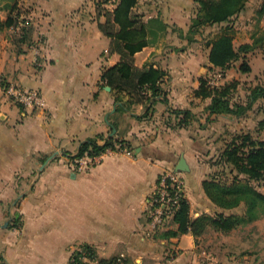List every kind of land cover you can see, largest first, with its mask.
<instances>
[{"label":"crops","instance_id":"obj_1","mask_svg":"<svg viewBox=\"0 0 264 264\" xmlns=\"http://www.w3.org/2000/svg\"><path fill=\"white\" fill-rule=\"evenodd\" d=\"M197 7L195 0H139L134 8L149 32L135 65H154L168 74L163 81L168 102L158 97L144 116V104L125 109L122 103L132 95L102 81L104 70L122 58L99 25L113 11L105 0H0V23L9 16L19 20L16 26H0V252L5 264H68L83 244L95 248L99 259L124 253L122 264H247L255 250L247 246L246 234L236 233L247 225L229 232L209 227L196 239L191 233L161 237L178 229L173 217L156 232L149 224L158 178L176 171L181 158L189 167L177 172L190 215H216L221 209L203 181L217 171L214 162L222 148L237 133L264 139V97L250 115L236 117L210 114L211 97L197 93L202 79L211 80L219 71L209 59L212 36L190 32ZM254 19L256 30L242 44L252 43L253 34L264 28V16ZM23 26L32 28L27 39L21 36ZM248 55L250 71H241V64L234 71L232 65L220 79L224 84L247 77V91L239 82L233 98L244 105L251 88L264 86V48ZM11 83L38 90L44 104L28 108L8 97L3 85ZM173 109L191 111L187 125H178ZM94 137L99 144L124 140L128 151L104 153L99 163L76 170L72 156ZM16 221L22 225L16 227ZM249 225L257 226L253 235L264 236V217Z\"/></svg>","mask_w":264,"mask_h":264},{"label":"trees","instance_id":"obj_2","mask_svg":"<svg viewBox=\"0 0 264 264\" xmlns=\"http://www.w3.org/2000/svg\"><path fill=\"white\" fill-rule=\"evenodd\" d=\"M108 0H105L107 2ZM139 0H119L113 11H108L107 20L100 23L101 30L112 38L111 50L121 54V61L106 68L102 74L104 84L110 85L117 93L127 92L133 98L123 101L125 109L132 104H144L147 109L144 116H148L158 97L168 102L163 81L167 72L154 65L138 67L135 65V53L142 50L149 43L147 25L134 8ZM198 4L196 15L192 19L190 32L201 33L205 27L219 25L222 32L209 41L211 63L224 72L236 61L246 57L255 49L264 48V28L253 34L252 43H243L238 47L234 43V17L246 7L248 0H195ZM258 20L264 16V0L257 9ZM17 17L9 18L0 26H16ZM32 31L30 26L21 27L22 39H27ZM240 70L248 72L251 67L243 59ZM210 78H203L197 90L203 97H211L207 109L210 114L225 113L240 117L248 114L254 103L264 97V86L251 88L247 104L233 102L239 82L233 80L224 84H210ZM214 85V86H211ZM122 98L117 97V101ZM178 119V125H187L191 118L189 109H173ZM120 144V145H118ZM115 142L113 138L99 144L97 138H89L82 142L79 152L72 159L83 155H96L111 148L117 150L129 145L122 140ZM218 169L203 181V187L208 197L221 211L216 215L202 214L197 218L190 215V203L184 192L170 187L171 194L179 195L178 208L173 216L178 224L175 231L167 230L161 237L176 236L191 233L196 239L202 236L209 227L218 231L229 232L239 226L250 224L264 217V192L260 185H264V139L255 137L251 132L237 133L224 145L219 157L214 162ZM159 182V178H158ZM16 227L22 224L15 222ZM87 251L93 247L83 244ZM100 259L107 263L114 260ZM0 264H5V258L0 252Z\"/></svg>","mask_w":264,"mask_h":264},{"label":"built area","instance_id":"obj_3","mask_svg":"<svg viewBox=\"0 0 264 264\" xmlns=\"http://www.w3.org/2000/svg\"><path fill=\"white\" fill-rule=\"evenodd\" d=\"M119 0H108L107 3L110 8H115ZM224 72H216L210 80L211 84H217L223 77ZM0 83L2 79L0 78ZM3 90L8 97L14 98L19 103L28 108L40 107L44 104V98L38 90L26 89L19 84L3 85ZM120 145V144H118ZM120 150L128 151L126 148ZM115 150L109 148L105 152L96 155H83L73 159V164L76 170L83 171L101 161V156L107 152H114ZM170 187H176L177 190L183 192L184 179L179 172L174 170L165 171L159 177L157 187L150 198L151 210L149 214V224L152 232H156L164 222L173 217L179 202L178 194H171ZM92 251L85 250L82 246L75 248L71 253L68 264H122L126 258L124 253L117 256L114 260L103 263L100 261L95 248Z\"/></svg>","mask_w":264,"mask_h":264},{"label":"rangeland","instance_id":"obj_4","mask_svg":"<svg viewBox=\"0 0 264 264\" xmlns=\"http://www.w3.org/2000/svg\"><path fill=\"white\" fill-rule=\"evenodd\" d=\"M261 4V1L260 0H248V2L246 3V7L244 8L247 9V12L243 15V17H241V19H239L238 21L234 19V22H233V25H234V29H233V35H234V43H235V46H239L242 44L243 40H245L246 38L250 37L252 35V32H254L256 30V27H252V23H251V20H255L254 18H257V9L259 8ZM222 32V29L219 25H213V26H208V27H205L204 30H203V33L207 36V37H211L212 36V39L220 34ZM249 57V55H246V57L244 58H241L240 60L236 61L234 64H233V70L235 71L239 65L242 63L243 59H245L247 61V58ZM260 75H257L256 79H259ZM243 79H238L237 81L243 84H241V88H242V92H245L247 91L246 89L244 88H248L246 87L248 84V81H247V77H242ZM246 78V79H245ZM236 80V79H234ZM220 81L219 80V83L220 84ZM259 102L256 103L255 107L259 106ZM254 106V105H253ZM248 115H250V113H248ZM253 116V115H251ZM249 116V117H251ZM259 117V113L256 114V117ZM261 118V116H260ZM248 122V121H247ZM248 126V125H247ZM222 144L219 143L218 145H216V148L219 149L220 145ZM222 146V145H221ZM260 190L264 192V185H260ZM254 230H256V232L258 231L257 230V226H256V229L254 227H251L249 224H247V229H241V231H238L236 233H244L247 235V246H249L250 248H252L253 250L255 251H252L250 253V255L247 256V264H264V236H256V235H253V232ZM240 237L242 236H233V238H235L236 240H238ZM256 247H260L261 248V251L259 253V249L258 251H256Z\"/></svg>","mask_w":264,"mask_h":264},{"label":"water","instance_id":"obj_5","mask_svg":"<svg viewBox=\"0 0 264 264\" xmlns=\"http://www.w3.org/2000/svg\"><path fill=\"white\" fill-rule=\"evenodd\" d=\"M113 131L115 132V129ZM188 169H189V167L187 166L185 159L181 158L178 165H177L176 171H182V170L185 171Z\"/></svg>","mask_w":264,"mask_h":264}]
</instances>
